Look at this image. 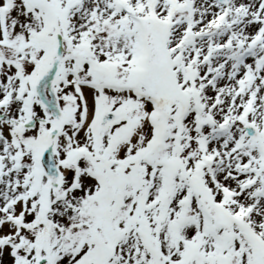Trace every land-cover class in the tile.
Here are the masks:
<instances>
[{
    "label": "snow or ice",
    "instance_id": "1",
    "mask_svg": "<svg viewBox=\"0 0 264 264\" xmlns=\"http://www.w3.org/2000/svg\"><path fill=\"white\" fill-rule=\"evenodd\" d=\"M0 264H264V0H0Z\"/></svg>",
    "mask_w": 264,
    "mask_h": 264
}]
</instances>
